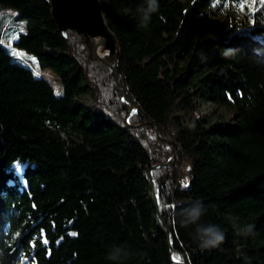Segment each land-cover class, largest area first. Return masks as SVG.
Segmentation results:
<instances>
[{
  "label": "trees",
  "instance_id": "16d2710c",
  "mask_svg": "<svg viewBox=\"0 0 264 264\" xmlns=\"http://www.w3.org/2000/svg\"><path fill=\"white\" fill-rule=\"evenodd\" d=\"M210 1L158 0L145 25L146 0H99L104 61L50 0H0L25 23L13 45L62 82L57 96L0 41V264H264V26L233 28ZM195 200L216 247L179 223ZM114 246L128 255L109 260Z\"/></svg>",
  "mask_w": 264,
  "mask_h": 264
},
{
  "label": "rangeland",
  "instance_id": "374dc122",
  "mask_svg": "<svg viewBox=\"0 0 264 264\" xmlns=\"http://www.w3.org/2000/svg\"><path fill=\"white\" fill-rule=\"evenodd\" d=\"M241 3L244 4L243 10L240 7ZM210 8L211 12L209 15L212 18L219 19L233 28L242 29L257 25L264 26V3L261 0H255L254 4L252 0H211ZM24 27L25 23L19 19L16 10L11 8L0 9V41L3 46L21 65L31 69L36 77L43 78L51 84L57 96L62 95L60 77L49 68H41L33 54L13 45L18 32L24 31ZM99 52L105 53L103 48ZM99 52L98 54L101 55ZM195 102L198 114L208 117L212 124L232 122L234 116L233 108L202 102L198 99H195Z\"/></svg>",
  "mask_w": 264,
  "mask_h": 264
},
{
  "label": "water",
  "instance_id": "95a60500",
  "mask_svg": "<svg viewBox=\"0 0 264 264\" xmlns=\"http://www.w3.org/2000/svg\"><path fill=\"white\" fill-rule=\"evenodd\" d=\"M50 4L54 21L63 36H67L68 29L83 34L94 43L96 54L104 61L105 56H110L115 52L116 40L106 25L99 0H50ZM98 37L104 39L105 53L101 55L97 52L95 42ZM107 65L110 66L109 63ZM132 108L133 105L129 102V111Z\"/></svg>",
  "mask_w": 264,
  "mask_h": 264
},
{
  "label": "clouds",
  "instance_id": "9594fccd",
  "mask_svg": "<svg viewBox=\"0 0 264 264\" xmlns=\"http://www.w3.org/2000/svg\"><path fill=\"white\" fill-rule=\"evenodd\" d=\"M159 4L158 0H146V6H141L137 9L140 13L141 23L147 24L154 12L158 11ZM222 55L226 58H230L235 55V50L226 48ZM205 206L199 201L195 200L190 203L187 207H184L180 213L179 223L181 226L187 227L190 224H196L195 233L193 236L194 241L198 247L208 249L216 247L225 240L224 230L217 224H199L200 217L204 214ZM254 225H246L245 227H238L237 234L250 235L253 234ZM127 250L121 246H114L108 253V259L117 261L127 256Z\"/></svg>",
  "mask_w": 264,
  "mask_h": 264
},
{
  "label": "bare ground",
  "instance_id": "6f19581e",
  "mask_svg": "<svg viewBox=\"0 0 264 264\" xmlns=\"http://www.w3.org/2000/svg\"><path fill=\"white\" fill-rule=\"evenodd\" d=\"M95 42L97 44V50L98 52L101 50V48H103V44H104V39L101 37H98L95 39ZM100 53V52H99ZM100 54H103V52H101Z\"/></svg>",
  "mask_w": 264,
  "mask_h": 264
},
{
  "label": "snow or ice",
  "instance_id": "6c2138e0",
  "mask_svg": "<svg viewBox=\"0 0 264 264\" xmlns=\"http://www.w3.org/2000/svg\"><path fill=\"white\" fill-rule=\"evenodd\" d=\"M252 2L254 4L255 3V0H252ZM261 2L264 3V0H261ZM240 7H241V10H243L244 4L241 3ZM250 7H251V5H250ZM185 184H186V182H185ZM72 235H76V234L75 233H72ZM44 243H47V240H45Z\"/></svg>",
  "mask_w": 264,
  "mask_h": 264
}]
</instances>
